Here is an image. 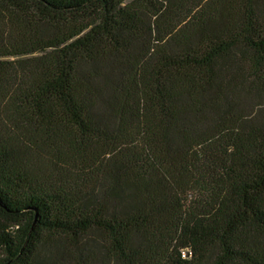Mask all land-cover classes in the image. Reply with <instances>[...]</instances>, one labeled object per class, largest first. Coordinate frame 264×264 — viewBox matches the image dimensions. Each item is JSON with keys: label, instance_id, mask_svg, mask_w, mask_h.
<instances>
[{"label": "trees", "instance_id": "trees-1", "mask_svg": "<svg viewBox=\"0 0 264 264\" xmlns=\"http://www.w3.org/2000/svg\"><path fill=\"white\" fill-rule=\"evenodd\" d=\"M0 264H264V0H0Z\"/></svg>", "mask_w": 264, "mask_h": 264}, {"label": "built area", "instance_id": "built-area-1", "mask_svg": "<svg viewBox=\"0 0 264 264\" xmlns=\"http://www.w3.org/2000/svg\"><path fill=\"white\" fill-rule=\"evenodd\" d=\"M182 255L184 256L185 255V252H182Z\"/></svg>", "mask_w": 264, "mask_h": 264}]
</instances>
